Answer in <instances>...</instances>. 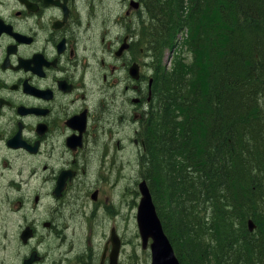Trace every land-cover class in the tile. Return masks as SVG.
Returning <instances> with one entry per match:
<instances>
[{"label":"flooded vegetation","instance_id":"obj_1","mask_svg":"<svg viewBox=\"0 0 264 264\" xmlns=\"http://www.w3.org/2000/svg\"><path fill=\"white\" fill-rule=\"evenodd\" d=\"M151 1L0 0V264L140 263L101 187L148 155Z\"/></svg>","mask_w":264,"mask_h":264},{"label":"trees","instance_id":"obj_2","mask_svg":"<svg viewBox=\"0 0 264 264\" xmlns=\"http://www.w3.org/2000/svg\"><path fill=\"white\" fill-rule=\"evenodd\" d=\"M150 8L156 105L144 178L165 231L182 264H264V0H152ZM187 25L168 69L165 50Z\"/></svg>","mask_w":264,"mask_h":264},{"label":"rangeland","instance_id":"obj_3","mask_svg":"<svg viewBox=\"0 0 264 264\" xmlns=\"http://www.w3.org/2000/svg\"><path fill=\"white\" fill-rule=\"evenodd\" d=\"M190 27L187 25L185 26L181 31H182V35H179V38L182 42H184L186 40V35L185 32L186 31H190L189 29ZM182 46V45H181ZM181 46H175L177 48V50L175 51H171L168 50L166 51L165 55H164V59H163V64L165 67H167L168 69H171L173 66V59L175 60V55L178 54V52L180 51V48L182 49ZM183 49L185 50V48L183 47ZM153 63V61H152ZM147 140V139H146ZM148 142V141H147ZM136 152L138 155H136V169L135 171H130V170H126L125 172H119L118 173V182H116V180L114 179L117 174L114 173V178L113 175L111 176L110 180L113 182L111 186H107V185H103L101 188L105 191V195H108L110 197L111 200H113L115 202V206L119 208L120 212V234L121 237H123L124 242H125V246L127 249H129L131 251L135 250V262L137 261V259L140 261L139 264H145L148 263V257H149V251L148 250H143L142 248V237L140 235L139 232V227L137 225V220L135 217L134 220V212L132 214V208L130 207V204H133V200L135 199V203H136V209L135 211L137 212V206L139 204L140 198H141V192H140V188H139V183L144 179L145 173H146V168L143 167L141 165V158H143V162L144 159L149 157L150 159V143L148 142V150L147 156H141L139 155V150L138 148H136ZM140 160V161H139ZM140 163V166H139ZM143 164V163H142ZM132 175L135 176V181L134 178L132 177ZM125 190V193L122 195V191ZM135 191V193H134ZM163 193V191H162ZM165 193V191H164ZM165 197H167L166 195H164ZM194 204H198L195 203ZM199 205V204H198ZM200 212V216L201 219L204 220V210H203V206H201L200 208H198L195 206L194 208V214H195V218H199V212ZM131 212V213H130ZM194 218V220H195ZM197 221V220H195ZM89 237V235L87 236ZM193 238L196 239L197 236L193 235ZM186 239L190 240L189 237H186ZM212 238L210 237H204L203 242L206 248L207 245H209V243L211 242ZM180 243H183V240H180ZM189 247V245H188ZM126 248L124 249V253L126 250ZM198 251V250H197ZM188 251L184 249V254H186ZM189 253V252H188ZM210 257V255H208ZM212 259V258H211Z\"/></svg>","mask_w":264,"mask_h":264},{"label":"water","instance_id":"obj_4","mask_svg":"<svg viewBox=\"0 0 264 264\" xmlns=\"http://www.w3.org/2000/svg\"><path fill=\"white\" fill-rule=\"evenodd\" d=\"M142 197L138 207V226L143 246L146 247L152 239L151 250L153 264H181L176 256L174 247L166 234L161 218L146 181L140 183ZM250 231H254L257 224L253 219L248 221Z\"/></svg>","mask_w":264,"mask_h":264},{"label":"bare ground","instance_id":"obj_5","mask_svg":"<svg viewBox=\"0 0 264 264\" xmlns=\"http://www.w3.org/2000/svg\"><path fill=\"white\" fill-rule=\"evenodd\" d=\"M149 18L146 20V25H147V30H149L150 29V34H151V40H150V46H151V50H152V43L155 41V42H158V39L156 40V37L154 38L153 37V31H152V28H153V26L155 25V17L154 16H152V12H151V8L149 7ZM161 23H162V27H164L165 28V30L167 31V25H166V19L165 18H163V17H161ZM178 37H179V32L177 33V35H176V37H175V39L174 40H176V39H178ZM168 50H171V51H175V50H177V48L175 47V46H172V47H170V48H166V50H165V53H166V51H168ZM165 55V54H164ZM163 59H164V57H163ZM156 99H155V93L153 92V106H152V108L156 105V101H155Z\"/></svg>","mask_w":264,"mask_h":264}]
</instances>
